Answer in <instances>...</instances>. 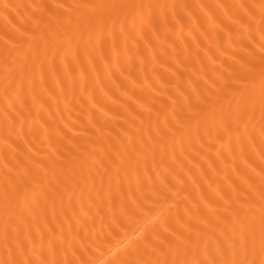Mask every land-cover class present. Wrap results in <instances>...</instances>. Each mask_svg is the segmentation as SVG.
Listing matches in <instances>:
<instances>
[{"label": "snow or ice", "instance_id": "snow-or-ice-1", "mask_svg": "<svg viewBox=\"0 0 264 264\" xmlns=\"http://www.w3.org/2000/svg\"><path fill=\"white\" fill-rule=\"evenodd\" d=\"M134 218L102 264H264V0H0V264Z\"/></svg>", "mask_w": 264, "mask_h": 264}, {"label": "bare ground", "instance_id": "bare-ground-1", "mask_svg": "<svg viewBox=\"0 0 264 264\" xmlns=\"http://www.w3.org/2000/svg\"><path fill=\"white\" fill-rule=\"evenodd\" d=\"M13 2H21V0H13ZM23 2H29V0H23ZM166 210V209H165ZM148 223L147 220H142L141 218H134L132 221H125L124 224L115 231L105 227V234L107 239H105L103 246L100 249V253L97 254L98 264L106 261L111 257V254L119 249H122L129 241L136 238L138 233L134 230L139 226L143 227ZM100 224L97 222V230H99ZM111 248V252L108 249Z\"/></svg>", "mask_w": 264, "mask_h": 264}]
</instances>
